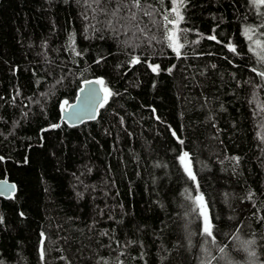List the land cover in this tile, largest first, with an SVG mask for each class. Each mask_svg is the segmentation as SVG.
<instances>
[{
	"label": "trees",
	"instance_id": "obj_1",
	"mask_svg": "<svg viewBox=\"0 0 264 264\" xmlns=\"http://www.w3.org/2000/svg\"><path fill=\"white\" fill-rule=\"evenodd\" d=\"M171 6L0 0V178L16 185L0 196V264H264V78L250 70L264 64L244 35L264 8L186 0L178 57ZM93 77L113 95L65 124L61 104Z\"/></svg>",
	"mask_w": 264,
	"mask_h": 264
},
{
	"label": "snow or ice",
	"instance_id": "obj_2",
	"mask_svg": "<svg viewBox=\"0 0 264 264\" xmlns=\"http://www.w3.org/2000/svg\"><path fill=\"white\" fill-rule=\"evenodd\" d=\"M98 2L99 0H97V3ZM131 2H132L133 7H136V8H139L141 5V0H131ZM85 3H88V0H85ZM185 3H186V0H171L172 6L169 12L171 14H174V16L172 19L169 18V14H165L163 17L164 39L167 41L168 47L171 48L178 57L181 55V49L184 47V43L180 42L178 33L180 31H184V32L188 31L186 29L180 30L178 28L180 21L184 19V16L181 13V9L185 6ZM252 4L257 9L264 8V0H252ZM145 15H151V13L146 12ZM134 16L135 14H133V18ZM169 25H171L172 27H169ZM261 29H264V24H260L257 26H247L244 29V35L247 37V40L250 42L248 45V50L255 54L257 58V63L264 64V39L258 38V35L259 37H264V31H259ZM206 38L209 40L217 39L215 35H209ZM70 40H71L70 47H73V50H74V44H75L74 36L70 37ZM226 47H228L229 51L236 53L237 55L239 54L237 52L236 46L233 45L232 43L227 44ZM75 54L77 56L81 55V53L79 52H76ZM100 59H103V57H101ZM96 63H100V60H97ZM138 63H140L139 57H133L131 60V64L134 65ZM148 66L151 68V71L154 73H158L160 71V65L149 64ZM213 67H215V65H213ZM171 70H172L171 68L168 69L169 72H171ZM250 70L253 73H256L259 77L264 78V70H258L257 67H252ZM83 83L87 85H92V84L100 85V90L103 92V101L100 103L99 105L100 107H103L104 104L107 103L108 99L113 95L111 89L108 86H106L105 80L102 77L97 78L95 80H84ZM80 92L81 93L85 92V89L81 88ZM95 95H96L95 89H91V88L88 89V93H87V96L84 97V103H83L81 110H86L91 105V102L94 100ZM61 107H62V110H66V108L71 107V105L69 104L67 100H64ZM261 110H264V107H262ZM91 118H94V116ZM53 127H59V125L58 124L53 125ZM173 135H175V133H173ZM261 139H264V136H262ZM181 143H183V141H181ZM188 155L189 154L187 152H184L183 155L179 157V159L181 163L184 164L185 172H187L190 179L194 181L196 177L192 173L191 167L189 166ZM0 159H3V157H0ZM233 159L238 160L239 158L234 157ZM6 187H7L6 184H0V193H2V191L6 189ZM14 188L15 186L13 185L11 186L10 190H14ZM249 198H251V194L249 195ZM195 201L200 206V215L204 217L203 234L206 237L211 238V240L215 242L216 237L213 234L212 226L210 224L208 214L205 210L203 196L197 195L195 197ZM21 215H23V213H21ZM0 222H2V218H0ZM43 235L44 234L41 233L42 237ZM219 250L220 252H223L224 248H220ZM43 257H44V249H43V241H42L41 242V258L43 259ZM209 264H210V261H209Z\"/></svg>",
	"mask_w": 264,
	"mask_h": 264
},
{
	"label": "water",
	"instance_id": "obj_3",
	"mask_svg": "<svg viewBox=\"0 0 264 264\" xmlns=\"http://www.w3.org/2000/svg\"><path fill=\"white\" fill-rule=\"evenodd\" d=\"M95 79L97 78L93 77V78H88L85 80H95ZM83 81L81 82V85L77 90V94L74 100L69 102L71 107L66 108V110H62V107H61L60 120L69 126L79 125L82 122L94 120L100 108L99 105L103 101V92L100 90V85H97V84L87 85V84H84ZM81 88H84L85 92L81 93L80 92ZM90 88L95 89V92H96L95 98L91 102V105L86 110H81L83 103H84V97L87 96L88 89ZM93 116L94 118H91ZM0 184H6L7 186L6 189H4L2 193H0V196L4 198H9L12 196V194L15 193L16 185L13 181L9 180L7 177L0 178ZM13 185L15 186L14 190H10L11 186ZM197 195H202V194L199 193Z\"/></svg>",
	"mask_w": 264,
	"mask_h": 264
},
{
	"label": "rangeland",
	"instance_id": "obj_4",
	"mask_svg": "<svg viewBox=\"0 0 264 264\" xmlns=\"http://www.w3.org/2000/svg\"><path fill=\"white\" fill-rule=\"evenodd\" d=\"M222 255V254H221ZM225 259H227V258H224L223 260H225ZM221 260V256H219V258H218V262Z\"/></svg>",
	"mask_w": 264,
	"mask_h": 264
}]
</instances>
